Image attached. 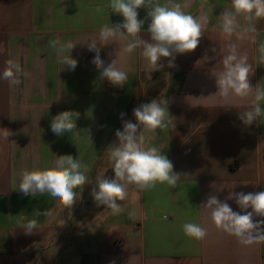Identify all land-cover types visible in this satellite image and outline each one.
Wrapping results in <instances>:
<instances>
[{
  "label": "crops",
  "instance_id": "0c3cea01",
  "mask_svg": "<svg viewBox=\"0 0 264 264\" xmlns=\"http://www.w3.org/2000/svg\"><path fill=\"white\" fill-rule=\"evenodd\" d=\"M187 2L185 11L207 16L208 23L197 49L178 54L175 67H168L165 58V66L149 74L141 49L123 52L125 40L101 48L105 66L115 59L128 74L119 87L100 78L91 63L95 53L86 45L98 40L102 25L123 21L107 7L109 0H0V73L8 59L30 73L15 87L0 79V264H264V243L241 245L217 229L210 210L202 206L210 195L225 201L230 192L264 191V118L250 126L238 118L252 107L254 93L225 101L214 77L223 68L219 61L228 44L235 42L252 66L251 85L264 87L258 51L264 19L254 21L256 31L243 40L233 36L229 41L221 35L217 17L231 8V0ZM138 12L145 19L146 10ZM149 23L145 20L142 28L144 39H149ZM241 23L246 22L241 18ZM56 39L77 43L71 53L78 61L74 71L63 69L49 46ZM153 99L168 101L174 127L149 134L146 142L161 149L181 179L175 187L130 186L128 198L119 202L123 211L113 215L96 206L91 190L95 179L112 169L107 149L118 143L116 131L125 120L136 123L133 109ZM69 110L79 113L80 133L57 136L51 121ZM67 154L89 165L93 181L77 190L71 209L47 193L25 196L17 189L23 171L49 167ZM227 203L241 211L234 199ZM31 219L38 229L26 234L18 221ZM187 222L206 228L207 237H187L182 229ZM118 239L124 240V249L114 245Z\"/></svg>",
  "mask_w": 264,
  "mask_h": 264
},
{
  "label": "clouds",
  "instance_id": "9594fccd",
  "mask_svg": "<svg viewBox=\"0 0 264 264\" xmlns=\"http://www.w3.org/2000/svg\"><path fill=\"white\" fill-rule=\"evenodd\" d=\"M189 6L187 0L181 4L167 0H109L107 5L111 12L123 17L122 22L107 23L100 27L98 40L86 43L89 51L95 53L91 63L95 65L102 80H107L113 86H124L128 81V74L116 66V60L105 66L101 59V48L113 41L125 40L123 52L131 54L141 49V55L146 61L149 74L160 71L165 65L162 59H167L168 67H175L174 61L178 54L193 52L204 36L207 16L196 17L185 11ZM146 10L145 19H139V9ZM241 18L245 24L241 23ZM221 35L231 41L233 36L243 40L248 33L255 32L254 21L264 19V0H231V8L224 10L218 17ZM145 20H150L147 33L149 39L141 36ZM77 43L61 42L59 39L50 40L49 46L56 53L63 69L74 71L78 61L71 53ZM216 51L215 48L212 49ZM259 64L264 65V42L258 46ZM205 61L208 56L203 57ZM211 59H215L212 57ZM223 68L214 74L218 94L225 101L231 97L247 98L254 93L252 107L239 114V119L246 126L264 118V87H253L250 76L252 66L248 63L246 53L239 52V45L235 42L228 44V53L220 59ZM62 69V70H63ZM29 78L30 73L24 72L20 63L15 59H8L0 79L9 82L12 87L21 84L20 77ZM151 78V75H150ZM167 100L153 99L133 109L136 123L130 120L123 122V129L115 133L118 143H113L107 149L113 175L111 177H97L91 196L97 207L103 205L111 210V214L119 215L124 208L120 201L128 198L129 187L135 186L139 190H150L157 184H167L175 187L181 179V174L173 171L174 165L157 146H150L147 141L149 134L155 136L157 130L168 129L173 125V118L167 108ZM228 106V105H225ZM123 117L124 114L121 113ZM79 113L63 111L51 121V130L57 136L67 133H80L76 121ZM89 136V135H88ZM90 139V136H89ZM88 164L72 155H60L54 163L43 169L25 170L21 173L18 190L25 196H36L37 193L50 195L65 209H71L77 201L80 192L86 184L93 181L87 173ZM234 199L240 212L233 211L227 200ZM210 210V219L215 227L228 235L234 236L241 245L252 246L264 243V191L259 192H230L225 201L210 195L205 204ZM251 209V211H248ZM50 215V212L43 213ZM133 216L134 213H129ZM254 217L262 219L255 220ZM26 219V218H22ZM26 234L38 229L36 219L26 223L18 221ZM184 234L196 241L204 240L208 231L198 223L187 222L182 225Z\"/></svg>",
  "mask_w": 264,
  "mask_h": 264
},
{
  "label": "built area",
  "instance_id": "2783aa9c",
  "mask_svg": "<svg viewBox=\"0 0 264 264\" xmlns=\"http://www.w3.org/2000/svg\"><path fill=\"white\" fill-rule=\"evenodd\" d=\"M114 245H115L117 248H119V249H124V247H125V242H124V240H122V239H118V240L115 241Z\"/></svg>",
  "mask_w": 264,
  "mask_h": 264
},
{
  "label": "trees",
  "instance_id": "16d2710c",
  "mask_svg": "<svg viewBox=\"0 0 264 264\" xmlns=\"http://www.w3.org/2000/svg\"><path fill=\"white\" fill-rule=\"evenodd\" d=\"M113 175L112 169L107 171L104 177H111Z\"/></svg>",
  "mask_w": 264,
  "mask_h": 264
}]
</instances>
